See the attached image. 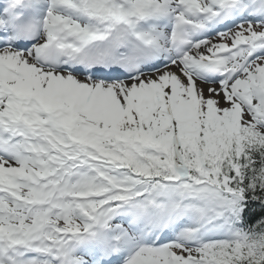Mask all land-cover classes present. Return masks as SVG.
Instances as JSON below:
<instances>
[{"label":"snow or ice","instance_id":"snow-or-ice-1","mask_svg":"<svg viewBox=\"0 0 264 264\" xmlns=\"http://www.w3.org/2000/svg\"><path fill=\"white\" fill-rule=\"evenodd\" d=\"M0 264H264V0H0Z\"/></svg>","mask_w":264,"mask_h":264}]
</instances>
